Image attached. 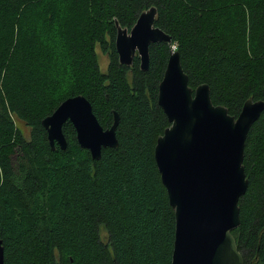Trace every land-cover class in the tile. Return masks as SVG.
I'll list each match as a JSON object with an SVG mask.
<instances>
[{
	"label": "trees",
	"instance_id": "obj_1",
	"mask_svg": "<svg viewBox=\"0 0 264 264\" xmlns=\"http://www.w3.org/2000/svg\"><path fill=\"white\" fill-rule=\"evenodd\" d=\"M157 9L172 43L150 47V66L120 64L118 26ZM108 57L101 70L99 53ZM189 86L238 117L264 101V0H0V238L5 264H171L175 212L155 160L170 126L158 104L171 52ZM84 96L100 124L120 116L118 148L100 159L77 142L52 148L42 122ZM249 187L233 231L246 264H264V112L251 128ZM105 231V236L102 235Z\"/></svg>",
	"mask_w": 264,
	"mask_h": 264
},
{
	"label": "water",
	"instance_id": "obj_2",
	"mask_svg": "<svg viewBox=\"0 0 264 264\" xmlns=\"http://www.w3.org/2000/svg\"><path fill=\"white\" fill-rule=\"evenodd\" d=\"M157 9L143 12L131 31L118 26L116 50L120 64L150 66L151 45L172 43L155 26ZM158 104L170 126L159 136L155 160L175 212L171 264H246L233 231L241 226L240 199L249 187L244 167L245 146L253 125L264 112V101L248 99L238 115L214 105L208 84L189 86L179 52H171L159 85ZM120 116L105 129L84 96L64 101L42 122L53 149L68 148L64 126L70 122L78 144L100 159L103 149L118 148ZM0 264H5L0 238ZM252 264V263H251ZM254 264V263H253Z\"/></svg>",
	"mask_w": 264,
	"mask_h": 264
},
{
	"label": "rangeland",
	"instance_id": "obj_3",
	"mask_svg": "<svg viewBox=\"0 0 264 264\" xmlns=\"http://www.w3.org/2000/svg\"><path fill=\"white\" fill-rule=\"evenodd\" d=\"M98 53H99V64H100L101 70L103 72H107L108 63H109L108 57L106 55H103L100 50L98 51ZM102 235L105 236L104 230H102Z\"/></svg>",
	"mask_w": 264,
	"mask_h": 264
}]
</instances>
